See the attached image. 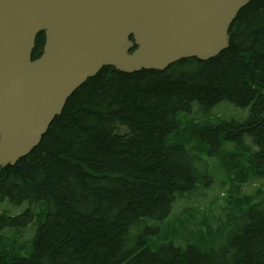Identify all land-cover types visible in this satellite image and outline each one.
Returning a JSON list of instances; mask_svg holds the SVG:
<instances>
[{"label": "trees", "instance_id": "1", "mask_svg": "<svg viewBox=\"0 0 264 264\" xmlns=\"http://www.w3.org/2000/svg\"><path fill=\"white\" fill-rule=\"evenodd\" d=\"M229 36L209 61L106 67L79 88L39 146L0 167V209L28 204L0 212V264H264V0L238 13ZM43 47L40 34L33 60ZM224 103L248 116H217ZM215 177L228 186L223 216L188 208L178 230L149 225ZM35 220L21 256L12 243Z\"/></svg>", "mask_w": 264, "mask_h": 264}, {"label": "water", "instance_id": "2", "mask_svg": "<svg viewBox=\"0 0 264 264\" xmlns=\"http://www.w3.org/2000/svg\"><path fill=\"white\" fill-rule=\"evenodd\" d=\"M251 1L0 0V167L37 148L72 94L104 67L165 71L219 56ZM40 34L43 53L33 61Z\"/></svg>", "mask_w": 264, "mask_h": 264}, {"label": "rangeland", "instance_id": "3", "mask_svg": "<svg viewBox=\"0 0 264 264\" xmlns=\"http://www.w3.org/2000/svg\"><path fill=\"white\" fill-rule=\"evenodd\" d=\"M224 103L222 106L219 107V110L216 111L217 116L223 117L225 114V118L230 119H238L242 120L248 116V110H240L235 108L233 105ZM221 108V109H220ZM225 108V111L224 109ZM246 111V112H243ZM210 162H212V166L214 168V171L212 172V176H218L219 172L222 171V167L218 164L217 160L215 158L209 159ZM223 179L215 177V183L214 185L205 186L204 184L198 185L199 189H209L202 191L201 194L191 196L190 199L183 198L177 201L175 203L174 209L171 213V215L166 218L163 222H155L149 220V225L154 227H159L160 231H165L167 227L171 229H180V219L175 218V216H181V214L188 208H191L192 211L199 212L200 214L197 215V218L203 219V216L201 213H204V216L206 214L211 215L213 217L223 216V214L220 211L221 207H225V202L223 201L224 198H226L228 186L224 187V189L221 187V182ZM256 187L255 184H248L244 186L243 193L244 194H250ZM218 196H221L222 199ZM28 207V204H23L22 206H12L8 201L4 202L1 206L0 212L5 213L8 212L11 216L19 215L23 213ZM39 207V206H36ZM206 212V213H205ZM38 227V221L35 220L34 223L29 225L25 229V233L23 237L12 243V247L20 253L21 256H27L28 255V247L32 243V239L34 235L36 234Z\"/></svg>", "mask_w": 264, "mask_h": 264}, {"label": "bare ground", "instance_id": "4", "mask_svg": "<svg viewBox=\"0 0 264 264\" xmlns=\"http://www.w3.org/2000/svg\"><path fill=\"white\" fill-rule=\"evenodd\" d=\"M245 7H246V6H245ZM245 7H244V8H245ZM244 8H243V9H244ZM241 10H242V9H241ZM241 10H240V11H241ZM240 11H239V12H240ZM239 12H238V13H239ZM237 15H238V14H237ZM136 47H137V46H135V48H136ZM108 67H111V66H108ZM104 68H106V67H104ZM85 83H86V82H85ZM85 83H84V84H85ZM84 84H83V85H84ZM83 85H82V86H83ZM82 86H81V87H82ZM81 87H80V88H81ZM74 93H75V92H74ZM74 93H73V94H74ZM73 94H72V95H73ZM46 133H47V132H46ZM44 136H45V135H44ZM44 136H43V137H44Z\"/></svg>", "mask_w": 264, "mask_h": 264}]
</instances>
